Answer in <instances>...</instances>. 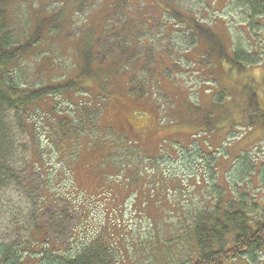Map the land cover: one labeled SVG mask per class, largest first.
Instances as JSON below:
<instances>
[{
  "label": "rangeland",
  "instance_id": "374dc122",
  "mask_svg": "<svg viewBox=\"0 0 264 264\" xmlns=\"http://www.w3.org/2000/svg\"><path fill=\"white\" fill-rule=\"evenodd\" d=\"M76 1L0 0V6L3 8L1 36L5 50L13 58L16 93L12 98L19 104V90H26L24 87H30L32 91L46 90V94L31 105L30 116L31 120H35L37 129L41 131L43 159L39 154L33 155L29 152L31 144L34 149L35 143L19 128L21 113L19 105L18 109L0 105V121L4 124L6 142L4 149H1L3 160L0 161L4 165L0 169V255L3 263L6 261L7 264H52L50 259L44 260V256L41 259L33 256L36 253L34 248L38 246V251L41 250L44 235L48 238L60 236V239L65 241L67 229H77L78 218L81 216L80 228L84 226L87 229H107L113 235L107 241L116 240L113 249L108 248V243L94 242L96 245L91 250L96 247H99L97 250L104 249V264H110L111 257H115L118 264L119 262L150 264L151 261L148 260L154 250L152 244H156L157 248L164 234L170 233L178 238L187 239L195 213L200 211L201 215H206L204 211L208 207L211 209L209 213H213L211 205L215 204L216 194L213 192L215 188L218 191H228L223 202L235 195L245 194L247 204L250 203L248 207L250 215L260 216L261 212L264 214V132L258 126L244 124L243 127L235 123L236 119H240L241 112L231 105L227 106V103L244 99V93H239L238 89L234 91L235 96L219 101L225 103L218 106L215 104L222 87L225 89L221 93L227 95L232 92L233 86L240 88L239 85L246 81V78L257 80L262 71V64L255 62L243 70L235 67L230 77L221 73L214 65L198 64L206 47L204 42H210L208 38L204 39L207 32L214 35L215 40L222 42L223 48L229 53L231 45L234 47L237 41L244 46L248 40L260 41L261 33L251 37L247 31H238L242 17L238 9L230 4L231 0H137L138 4H133L135 0H126L125 6L118 0L115 1L113 10H108V0H90V6L94 3L96 5L92 6L91 10L83 12L81 19L79 18L82 32L86 30L88 18L99 19L104 12H113L101 25L106 36L96 43L95 47L86 45L88 48L85 49L76 41V37L79 36L76 25L79 11L88 7V3L83 0V5L76 7L74 3ZM126 2L131 4V7L126 6ZM171 8L180 15L175 17L176 12L169 13ZM75 11H78V15H75ZM19 43L23 46H19ZM74 45L81 53L86 51L80 55L74 49ZM19 47L23 48L20 55ZM168 52L170 55H167ZM81 56L90 69H98L104 65L119 69L121 61L132 59L127 76L120 78L123 83L129 82L132 77L135 79L134 84L138 81L143 82V78L139 76L135 78V74L145 69L151 74L156 72L158 76L154 79L163 81L169 88L170 82L175 80L178 88L181 87L185 94L189 93L190 105L200 104L196 107L191 105L192 121L195 122L197 118L199 124L212 123L220 127L216 134L208 132L202 135L209 140L211 138L213 145L218 138L220 139L215 156L203 158L205 152L202 150L200 154L194 147L195 157L185 152L183 157L186 159H181L177 163L162 164L167 176H158L156 171L148 167L147 180L156 179L158 183L156 186L151 185L152 191L148 195L140 185L129 184L130 190L135 191V196L133 201L131 199L127 201V206L124 200L128 191L111 181L107 189L115 188L114 193L111 197L105 195L106 204L99 206L103 198L99 196L103 190L99 179L96 181L92 176L87 182V178L91 176L88 163L94 161V157L86 151L83 153L84 159L76 162L69 170H65V159L56 157L53 147L48 145L44 134L48 128L45 123L46 116L38 110L41 107L47 108L46 111L52 110L54 105L64 107L62 97L75 92L71 90L56 92L53 89L54 84L77 75ZM135 56H141L137 63H133ZM172 65H178L179 68L175 70V74L170 73L168 76L169 73L164 67ZM106 71L109 76H113V70ZM98 76L102 78L100 73ZM233 79L238 82L234 83ZM94 80L87 77L84 79V85H94ZM96 88L95 84L94 89ZM114 92L108 96L110 102L103 108L102 124L108 125L109 120L118 124L117 115L124 117L126 121L128 119L131 128L124 122L119 125L125 127L130 139L144 143L151 151L164 136L178 139L180 135L178 136L177 132L180 129L183 137L181 140H190L193 129L191 123L183 120L185 126L159 129L158 126L163 122H157L148 98L142 99L147 103L148 110H145V115H141L137 113L138 109L133 104L116 96L117 93ZM78 97L81 96L78 94ZM212 102L213 105L209 106ZM227 109H233L230 115ZM221 111L223 113H219ZM213 113L220 114L216 121H213L214 117L211 116ZM85 126L81 125L78 131L81 134H93V128L86 132ZM154 128L159 129L156 130L157 134ZM119 133L114 135V139ZM153 134L155 136L151 140ZM57 138H62V135H58ZM203 145L204 140L198 146L203 148ZM119 156L120 153H116L112 158L116 160ZM34 172L39 181L51 186L50 191L44 186L45 193L54 198L49 206L40 212L36 211L35 215L32 191L22 193L19 190V177L27 174L26 178H29L30 173ZM126 175L127 173L123 176ZM67 177L70 182L79 185V193L86 186L85 182L89 185L97 182L90 192L98 197L93 198L90 204L92 210L84 215L80 213L82 201L77 204L79 210L77 212L65 205L66 202L62 199H57L60 186L63 185L60 182L61 180L65 182ZM63 206H66V212L59 214L57 209ZM119 218H123L124 224ZM112 219L115 221L112 222ZM45 226L51 232L50 235L44 234ZM231 236L233 239V234ZM231 236L229 235L225 242L227 247ZM171 249L170 264H191L200 255L199 252L191 250V245L183 242L179 245L172 241ZM161 259H163L161 256L155 259V264H162ZM225 263L228 264V261Z\"/></svg>",
  "mask_w": 264,
  "mask_h": 264
},
{
  "label": "trees",
  "instance_id": "16d2710c",
  "mask_svg": "<svg viewBox=\"0 0 264 264\" xmlns=\"http://www.w3.org/2000/svg\"><path fill=\"white\" fill-rule=\"evenodd\" d=\"M84 1L88 3V7L82 8L81 11H79V15L78 11H75V15H78L76 29L79 34V36L76 37V41H79L86 49L90 45L95 47V44L106 36L105 30L101 25L108 20V17H110L113 11L104 12L99 19L98 17L88 18L86 21V30L82 32L80 28L82 13L87 9L91 10V7L96 5V3H94L90 6V0ZM115 1L118 0H108V10H113L115 8ZM125 1L126 0H120L122 6H125ZM133 2V4H138L137 0ZM74 3L77 5L76 7H80V5H83V0H77ZM230 4L238 9L242 17L238 31H247L248 35L251 37L261 33L262 39H260V41L252 39L251 41L247 38L249 42L245 46L237 41L234 47L231 45V53H229L223 48L222 42L215 40L214 35L207 32L204 39L208 38L210 42L207 43L203 41L206 47L201 54L198 64H205L207 66L214 65L220 69L221 73L223 72L229 77L232 69L235 67L243 70L249 68L255 62L262 64V71L257 80L251 77L246 78V81L243 82L241 80L242 83L239 85L240 88L233 86L232 92H229L227 95L221 93L225 89L222 87L218 92L220 94L215 104L218 106L225 103V101H219L224 98L228 100V98L235 96L234 91L238 89L239 93H244V99L229 101L227 103V106L231 105L235 107L237 111L240 110L241 112L240 119H236L237 121L235 123L243 127H245L244 124H246V126H258L264 132V0H231ZM126 6L131 7V4H127L126 2ZM2 10L3 8L0 6V105L13 109H18L19 105V111H21V113H19V128L21 131L26 132L35 143V148L32 149L31 144L29 152L33 153V155L39 154L40 158L43 159V149L40 143L41 131L37 129L35 120H31L30 116L32 115L31 105L45 95L46 90L43 91V89H39L38 91H32L30 87H24L26 90H19V104L12 98L16 93L12 67L13 58L8 54L7 50H5L3 38L1 36V31L3 29L1 17ZM175 12L176 11L172 8L169 9V13L174 14ZM176 13L175 17H178L177 15H180V13ZM108 39H110V37H108ZM86 45H88V47H86ZM19 46L23 45L19 43ZM74 49L77 50L75 45ZM22 50L23 48L19 47V55ZM77 51L81 55L86 50L82 53L79 50ZM90 53L93 54V52ZM167 55H170V52H168ZM133 60V63H137L141 60V56H135ZM131 61L132 59L121 61L119 69L109 65L99 66L98 69H90L87 62L81 56V64L78 66L77 75L72 79L63 80L60 83L54 84L55 87L53 89H55L56 92L64 90L75 92L74 94H67L62 97L64 107L61 108L58 107V105H54L52 110L46 111L47 108L43 109V107L38 109L46 116L45 123L48 128L45 129L44 134L48 145L53 147L52 149L56 157H63L65 159V170H69L76 162L84 159L85 156L83 153L86 151L89 152L90 156L94 157V161H89L88 163L91 176L87 178V182L92 176L96 181L99 179L101 188H103L102 192L99 194V196H103L98 204L99 206L106 204L107 200L104 197L105 195L111 197L114 193L115 188L113 190L110 188L107 189L111 181L115 185L121 186L128 191V195L124 200V204L127 206V201L129 199L133 201V197L135 196V191L130 190L129 184L135 186L140 185L144 188L145 194L148 195L152 191V189H150L151 185L156 186L158 183L156 179L152 181L147 180L146 171L148 167L152 168V171H156L158 176H167L162 164L177 163L180 162L181 159H186L183 157V153L185 152L195 157L194 147L200 154L202 150L205 152L203 158H210L212 155L215 156L219 149V138L213 145L211 138L209 140L202 135L208 132L216 134L220 127L212 123H210V125L206 123L199 124L200 122L198 123L197 118H195V122L192 121L191 105L196 107L200 104L191 103L190 105L189 93L185 94L181 87L178 88L175 80L170 82L169 88L163 81L154 79L158 76L156 72L151 74L149 70L145 69L135 74V78L136 76L142 77L144 80L143 82L138 81L134 84L135 79L133 77L126 83L120 81L121 77H124V75L127 76V69H129ZM102 62H104V59ZM193 62L196 65V62ZM162 66L164 65L162 64ZM177 68H179L178 65L164 67L167 73H169L168 76H170V73L175 74ZM106 69L113 70V76H109ZM99 73L102 75V78L98 76ZM151 75H153V77ZM87 77L95 79L93 81L95 82L94 85H84V79ZM233 82H238V80L233 79ZM95 84L97 86L96 89H94ZM111 92L117 93L116 96L124 98L128 103L133 104L138 109L137 113L141 115H145V110H148L147 103L142 99L148 98L152 103L150 104V109L154 111L157 122H163L158 126L159 129H161V127L185 126L183 120L191 123L194 131L192 129L190 133V140H181L183 137L180 129L177 132V135H180L178 139H173L177 137L170 136V139L164 136L159 143L154 145L155 149L151 151V148L145 146L144 143H139L136 139H130L127 136L125 127L119 125L122 121L126 122L124 117L117 115V117H119L117 119L118 124H115L111 120H109L108 125L102 124L101 115L103 113V108L110 102L108 96ZM78 94L81 97H78ZM212 105L213 102L209 106ZM227 110L230 115L233 109ZM219 113H223V111ZM219 113H213L211 115L214 117L213 121L218 119L217 116L220 115ZM127 121L129 120L127 119ZM81 125H86L84 128L86 132H89V130L93 128V134H81L78 131ZM186 126L189 127L188 125ZM210 126L212 128H210ZM159 129L157 128L155 131H159ZM4 131V124L0 121V161L1 159L3 160L1 149H4V145H6ZM157 131L155 134H157ZM117 132L120 133L117 138L114 139V135H116ZM225 133H227V131ZM155 134L152 135L151 140H153ZM58 135H62V138H57ZM203 140V148H200L198 145H200ZM130 141L133 143L131 142L129 145ZM116 153H120V156L115 160L112 157ZM188 158L192 159V157ZM239 162L244 165L243 161L240 159ZM2 166L4 165L0 163V169H2ZM125 173H127V175L123 176ZM26 176L27 174L19 177V190L22 193L28 190L32 191L33 206L36 207L33 212L35 215L36 211L40 212L49 206L54 198L47 196L45 193L44 186L48 191L51 190V186L39 181L35 172L34 174L30 173L29 178H26ZM85 178L86 176L84 179ZM87 182H85L86 186L84 189L79 193V185L77 183L70 182L68 177L65 182L61 180L60 183L63 185L60 186L57 199H62L66 202L65 205H68L73 211L77 212H79L77 204L79 201H82L80 213L84 215L87 211L92 210L90 204L93 198L98 197L90 192L93 186L97 185V182L92 185H89ZM213 192L216 194L214 197L215 204L211 205L213 213H209L211 212L210 207L206 208L204 211L206 215H201L200 211L195 213L187 239L178 238L170 233L164 234L157 248L155 247L156 244H152L154 250L148 260L151 261L150 264H155V259L160 256L163 258L160 260L162 264H170L169 257L172 250V241L177 242L179 245L182 244V242L187 243L191 245V250L193 252L200 253L199 258L191 264H226L225 261H228V264L264 263L263 212H261L260 216L250 215L248 209L250 203L247 204V196L245 194L235 195L223 202L228 191H218V189L215 188ZM254 204L257 205V203ZM65 207L66 206H63L61 209L58 208L57 212L59 214L61 212L65 213ZM81 219L82 217L79 216L77 229H67L68 233H66L65 241L61 240L60 236L48 238L47 235H44L43 247L38 251V246H36V248H34L36 253H34L33 256L40 259L44 256L43 259H50L52 264H104V249L100 246L101 249L99 250H97L99 247L91 250V248L96 245L94 242L108 243V248L113 249L116 240L111 242L107 241L113 236L107 229H87L84 226L80 228ZM112 220V222L115 221V219ZM119 221L124 224L123 218H119ZM156 224L158 226V223ZM45 227L46 230L44 234L50 235L51 232L48 230V227ZM53 231L56 232L57 229H53ZM231 234H233V239ZM229 235L231 239L229 247H227L225 242ZM236 236L237 238H235ZM19 257H21V255H19ZM5 264H7L6 261ZM110 264H118L115 257L110 258Z\"/></svg>",
  "mask_w": 264,
  "mask_h": 264
}]
</instances>
